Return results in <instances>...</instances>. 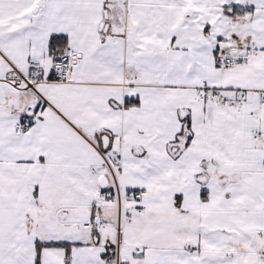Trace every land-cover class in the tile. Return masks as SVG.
Returning <instances> with one entry per match:
<instances>
[{"label": "snow or ice", "instance_id": "obj_1", "mask_svg": "<svg viewBox=\"0 0 264 264\" xmlns=\"http://www.w3.org/2000/svg\"><path fill=\"white\" fill-rule=\"evenodd\" d=\"M0 264H264V0H0Z\"/></svg>", "mask_w": 264, "mask_h": 264}]
</instances>
